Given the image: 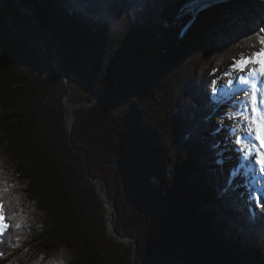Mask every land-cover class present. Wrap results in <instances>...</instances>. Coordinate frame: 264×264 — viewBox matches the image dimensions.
I'll use <instances>...</instances> for the list:
<instances>
[{
    "label": "trees",
    "instance_id": "obj_1",
    "mask_svg": "<svg viewBox=\"0 0 264 264\" xmlns=\"http://www.w3.org/2000/svg\"><path fill=\"white\" fill-rule=\"evenodd\" d=\"M192 1L19 0L46 42L38 56L21 34L28 16L0 0V264H132L88 174L136 264H264V211L220 176L206 91L261 52L264 0H226L191 22ZM13 17L15 32L3 23ZM69 90L86 104L74 146Z\"/></svg>",
    "mask_w": 264,
    "mask_h": 264
},
{
    "label": "rangeland",
    "instance_id": "obj_2",
    "mask_svg": "<svg viewBox=\"0 0 264 264\" xmlns=\"http://www.w3.org/2000/svg\"><path fill=\"white\" fill-rule=\"evenodd\" d=\"M10 2L12 1V4L14 6H16L18 13L20 15L23 16H27L25 14H21L20 10L18 8V6L16 5L14 0H9ZM19 1V0H18ZM196 1V0H194ZM190 2L186 5L185 7V12L192 15L193 11L191 9L193 2ZM3 8V17L5 14H9V6L5 3L2 4L1 6ZM24 10V9H23ZM25 11V10H24ZM35 19V18H34ZM30 22V21H29ZM35 22V20H34ZM4 25L11 31H17L18 30V26L17 25V18H5L4 19ZM24 25H26L25 27L23 26V23H21L22 26V33L28 37V39L30 40V44L33 48V50L36 52V54L39 56L41 53L43 55H46L45 52V47L46 46V42L44 41V38L41 35V31H39L38 29V24L35 22V24H33L32 22H30L29 24H26L24 22ZM39 31V32H38ZM39 35V37H38ZM264 38V36L262 37ZM261 38V39H262ZM262 47H264V45H262ZM260 53V52H259ZM256 53H253L252 55H250L248 58H252L255 56ZM258 63L257 64H250L246 67V69L243 72H240L238 69L231 67L228 70V75H224L222 76L220 79L216 80L217 83V91L215 93V99H213L216 102V107H215V111H214V117H212V121L214 122L215 127H217V130L215 131V138H216V142H217V148L220 150L219 152V161H223V163H219L218 161V166H219V172H220V176H222V180L224 181V183H226L227 185L229 183H231L232 187L235 188L239 194L242 195L244 201H246V204L248 205L249 209L256 211L258 208H256L254 206V201L250 202L247 198V191L249 190V186L247 185V181L244 179L243 174H239V175H232V169L235 168L238 164H239V159H238V154L233 152V151H225V145L227 143V141L225 140V137H231L232 136V125L233 124H238L239 127L236 129V134L238 135L240 130H244V134L248 136L249 140L252 142L253 145H255V143H257L256 139V135L257 133L253 130L252 127H250L245 121L238 120V121H233L232 119H229V117L232 115L233 110H240L242 111L245 104H249V100H250V95H251V82H254L257 86V100H264V77L262 76H255L253 77L252 75H250L252 68H259L261 67V65H264V55L262 56H257L256 57ZM51 59V66L54 68V65L52 63ZM55 61V60H54ZM55 64H57V62L55 61ZM55 70V68H54ZM44 68L42 69V71H40L41 73L44 72ZM56 71V70H55ZM38 71V73H40ZM63 77L66 78L65 74L61 71ZM43 74V73H42ZM36 76V75H34ZM60 76V75H59ZM240 76H244L245 78H247L248 80L253 78L254 81H250V83L248 85H244L240 83ZM62 78V83L64 84L65 88H67L66 84H67V79L66 82L64 80V78L62 76H60ZM261 77V78H260ZM46 77L45 76H41V79L44 80ZM231 80L232 84L229 86L228 85V81ZM212 83L210 82L209 84V89L207 88L206 91H208V93L211 95V98H213L212 96ZM45 86H48V89L50 90V88L52 90H60L56 87L53 86V84L49 81H47V83H45ZM50 87V88H49ZM248 91L249 92V96L245 97L244 96V92ZM81 90H78V94L81 93ZM77 93H75L73 95V98H77L78 96ZM68 96L72 98V94H70V90L65 92L64 94V98H63V108H64V118H63V123H64V128L66 130L68 139L70 141V144L72 146H74V143L72 141V132L74 130V111L78 108V107H83L86 106V104H78V103H70V101L68 100ZM236 100H240L243 101V103H236ZM92 104H94V102H92ZM258 108L260 110L261 113L264 112V104H259L258 103ZM71 109V113L68 112V109ZM227 114V115H226ZM249 116H251V110H250V104H249V111L247 113ZM71 118V119H70ZM79 150V149H77ZM226 154H227V158H226ZM230 155H236V158L234 157V160L230 159ZM256 175L259 176V171L257 169ZM88 179L89 181L92 183V185L95 187L96 193H97V188H96V184L94 183V180L96 182L99 183L100 187L102 188V193L103 196H105L106 200L108 203H110L106 197V193L103 189V184L102 182L96 180L94 177H92L90 174H88ZM153 180V179H152ZM98 196V194H97ZM98 200L101 202V200L99 199L98 196ZM103 204V202H101ZM111 204V203H110ZM112 205V204H111ZM103 208H104V212H105V224H106V231L107 234L114 239L113 237H115L114 232L112 233L110 231V229L112 231H114L113 229V218L115 217V207H114V211L111 210L107 211L106 206H104L103 204ZM109 214L110 215V225L107 224V216L109 218ZM1 230V229H0ZM113 236V237H112ZM128 239V238H125ZM116 241V239H114ZM132 240V239H130ZM134 241V240H133ZM135 242V241H134ZM136 243V242H135ZM120 244V243H119ZM123 245V244H122ZM128 248H130L131 250H133V254H132V264L135 263L134 261V251L136 249V245L135 247L133 246V243L131 242L130 244L124 245Z\"/></svg>",
    "mask_w": 264,
    "mask_h": 264
},
{
    "label": "snow or ice",
    "instance_id": "obj_3",
    "mask_svg": "<svg viewBox=\"0 0 264 264\" xmlns=\"http://www.w3.org/2000/svg\"><path fill=\"white\" fill-rule=\"evenodd\" d=\"M207 3V0H205ZM261 32H264V28L260 29ZM261 45H264V38L260 40ZM264 55V47L261 48L260 53H256L252 58H241L234 64V68L238 69L240 72H243L246 67L250 64H257V56ZM225 75H228L226 72ZM250 75L253 77L259 75L264 77V65H261L259 68H252ZM240 83L248 85L250 81L244 76H240ZM232 81H228L230 86ZM217 91V83L213 81L212 83V96L215 99V93ZM251 95H250V110L251 116L247 113L249 111V104H245L242 111L233 110L232 115L229 119L233 121L243 120L245 121L253 130L257 133L256 139H260L264 142V113H261L258 108L259 104H264V100H257V86L254 82H251ZM244 96L248 97L249 92L245 91ZM236 103H243V101L236 100ZM227 115V114H226ZM239 127L238 124L232 125V136L225 137L227 141L225 145V151H233L238 154L239 164L232 169V175L243 174L244 179L247 181L249 190L246 195L250 202L254 201V206L256 208L264 211V151L257 149L252 142L249 140L248 136L244 134V130H240L239 134H236V129ZM223 163V161H219ZM257 169L259 171V176L256 175ZM5 217L3 213V206L0 205V229L6 228ZM19 227V225H17Z\"/></svg>",
    "mask_w": 264,
    "mask_h": 264
},
{
    "label": "water",
    "instance_id": "obj_4",
    "mask_svg": "<svg viewBox=\"0 0 264 264\" xmlns=\"http://www.w3.org/2000/svg\"><path fill=\"white\" fill-rule=\"evenodd\" d=\"M14 1H15L16 5L18 6L19 10H20V13H21V14H25V15H27L28 18L30 19V22H32L33 24H35V22H34V17H33V15H32V13H31L30 11H26V10L24 11V10L21 8V6H20L18 0H14ZM224 1H226V0H217L215 3H213L212 5H210L209 7L205 8V9H208V8H210L211 6H213V5L217 4V3H220V2H224ZM205 9H203V10H205ZM203 10H201V11H203ZM201 11H199V12H201ZM199 12H197V13H193V14H192V20H191V22L195 19V17L197 16V14H198ZM191 22H190V23H191ZM38 32H39V31H38ZM38 37H39V35H38ZM52 63H53V65H54V68H55L56 72H57L60 76L63 77V75H62V73H61V71H60V69H59V66L55 64V61H54V60H52ZM63 78H64V80H65V82H66V78H65V77H63ZM94 183L96 184L95 186H96V188H97V194H98L99 199L101 200V202H103L104 206H107V205H108V206L111 207L112 210L114 211V207L104 199V196H103V193H102V188L100 187L99 183L96 182L95 180H94ZM110 218H111V217L108 218V216H107V224H108V225H110ZM113 232H114V231H113ZM114 235H115V237H113V236H112V237H113L114 239H116V241H117L118 243L123 244V245H127V244H130L131 242H133V246L135 247L136 243H135L133 240H130V239H122V238H121L120 236H118L115 232H114ZM134 264H136V263H134Z\"/></svg>",
    "mask_w": 264,
    "mask_h": 264
},
{
    "label": "bare ground",
    "instance_id": "obj_5",
    "mask_svg": "<svg viewBox=\"0 0 264 264\" xmlns=\"http://www.w3.org/2000/svg\"><path fill=\"white\" fill-rule=\"evenodd\" d=\"M217 0H207V3H205V0H196L193 2L192 4V11L193 13H197L207 7H209L210 5H212L213 3H215ZM64 64V63H63ZM65 72V71H64ZM256 78V77H255ZM261 78V77H260ZM249 81H254L253 78L249 79ZM68 112L71 113V109L69 107L68 109ZM264 113V112H263ZM71 119V118H70ZM45 130V129H44ZM50 138V137H49ZM49 140V139H48ZM51 140V139H50ZM257 149L261 150V151H264V142H262L260 139L257 140V143H255L254 145ZM220 152V150H219ZM221 153V152H220ZM234 157L236 158V155H230V159L231 160H234ZM226 158H227V154H226ZM228 159V158H227ZM260 175V174H259ZM104 199L106 200L105 196H104ZM107 201V200H106ZM106 209L109 213V211L112 210L111 207H109L108 205L106 206ZM111 214H109V217H110ZM5 229H1L0 230V233L2 234V232L4 231L5 232ZM110 231L113 233V231L110 229ZM133 243V242H132Z\"/></svg>",
    "mask_w": 264,
    "mask_h": 264
}]
</instances>
